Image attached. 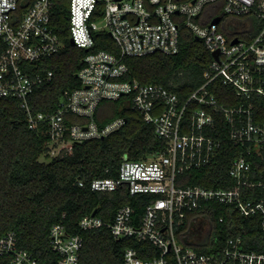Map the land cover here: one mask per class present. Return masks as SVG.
I'll list each match as a JSON object with an SVG mask.
<instances>
[{"label":"built area","instance_id":"1","mask_svg":"<svg viewBox=\"0 0 264 264\" xmlns=\"http://www.w3.org/2000/svg\"><path fill=\"white\" fill-rule=\"evenodd\" d=\"M65 1L69 2L74 45L94 48L96 35L106 32L120 55L107 50L88 53L77 74L80 87L66 91L53 113L36 112L29 97L49 83L54 73L32 68L64 46L53 20L56 0H0V98L19 99L29 128L47 126L51 149H57L70 142L73 145L107 136L124 126L126 119L121 116L100 127L95 114L103 100L130 96L133 108L167 144L165 151L145 159L125 158L117 176L95 178L90 183L94 192L113 193L126 187L131 196H154L143 215L138 216L131 204H124L112 221L91 213L80 219L79 226L84 230L108 227L115 239L150 241L160 252L157 257L143 259L135 247H128L123 264H264V120L258 121L254 103H247L254 95L264 97V0ZM23 5L26 7L21 12ZM224 16H254L262 27L251 39L231 35L220 25ZM183 29L202 40L212 56L203 71L204 82L185 101L163 84L129 78L123 57L177 54ZM217 81L234 88L244 102L231 106L219 102L210 88ZM218 110L229 124L233 146L239 150L229 166L235 185L180 183L182 174L208 170L218 161L223 140L206 133L216 128L213 112ZM72 114L86 121L72 122ZM79 185L85 186L84 181ZM214 202L232 206L245 217L258 215L262 249L248 248L242 235L229 237L214 253L181 241L179 231L189 215ZM220 221H224L223 216ZM50 238L59 256L56 263L44 262L21 247L14 231L0 236V261L79 264L82 236L68 233L66 225L59 222L52 226ZM189 242L203 240L189 237Z\"/></svg>","mask_w":264,"mask_h":264},{"label":"trees","instance_id":"2","mask_svg":"<svg viewBox=\"0 0 264 264\" xmlns=\"http://www.w3.org/2000/svg\"><path fill=\"white\" fill-rule=\"evenodd\" d=\"M25 7L22 6L21 12ZM53 20L64 46L58 53L42 58L32 68L52 70L54 75L49 83L36 89L29 97L36 112L48 114L58 108L66 91L80 87L77 74L88 53L107 50L120 55L119 47L106 32L96 35L94 48H80L72 43L68 1L56 0ZM211 59L204 42L183 29L177 54L125 56L122 60L129 67V78L142 83L163 84L185 101L204 82L203 71ZM210 88L219 102L229 106L243 101L237 97L234 88L219 81ZM249 102L254 103L256 119L264 120V97L254 95ZM194 106L195 103L187 112ZM213 113L216 128L206 130V133L223 140L220 157L208 170L182 174L178 179L180 183L225 188L235 185L229 177V166L239 150L229 138V124L223 113L219 110ZM121 116L126 123L111 134L74 142L70 151L62 150L59 155L51 157L47 126L29 128L19 99L0 98V236L14 231L21 247L32 251L44 262L56 263L59 256L51 247L50 231L54 224L61 222L66 225L68 233L83 237L79 264H123L128 247H135L143 259L159 256V250L150 241H139L133 237L115 239L108 227L84 230L79 226L84 215L94 212L112 221L116 210L124 204H131L141 216L145 206L155 198L149 195L131 196L126 187L113 193L90 189V183L95 178L117 176L125 158L145 159L167 149L166 142L156 135L153 126L145 122L139 110L133 108L130 96L103 100L95 119L103 127ZM70 119L72 122L86 121V118L73 114ZM42 157L48 160H41ZM80 181H84L85 186H80ZM200 216L209 220L208 234L202 238V243H190L188 217L179 231L185 244L214 253L223 247L229 237L242 235L248 248L262 249L258 215L245 217L232 206L214 202L205 204L190 217ZM222 216L224 221L221 222ZM0 264L5 262L0 261Z\"/></svg>","mask_w":264,"mask_h":264},{"label":"crops","instance_id":"3","mask_svg":"<svg viewBox=\"0 0 264 264\" xmlns=\"http://www.w3.org/2000/svg\"><path fill=\"white\" fill-rule=\"evenodd\" d=\"M220 25L228 34L251 39L259 32L262 27V22L254 16H224L221 19ZM190 216L188 218L187 231H189L193 223H196L199 218H191ZM189 237L191 236H188V239Z\"/></svg>","mask_w":264,"mask_h":264},{"label":"rangeland","instance_id":"4","mask_svg":"<svg viewBox=\"0 0 264 264\" xmlns=\"http://www.w3.org/2000/svg\"><path fill=\"white\" fill-rule=\"evenodd\" d=\"M70 145H72V142L67 144L66 147H64L65 145H62L60 148H63V149H60V148L52 149L50 152V156L51 157L57 156L60 154L62 150L70 151V148H69ZM41 160L46 161L48 159H45V157H42ZM208 230H209V220L200 216L198 220L196 221L195 225L190 227L188 231V236H191L192 240L197 241L199 238H204L208 234Z\"/></svg>","mask_w":264,"mask_h":264},{"label":"water","instance_id":"5","mask_svg":"<svg viewBox=\"0 0 264 264\" xmlns=\"http://www.w3.org/2000/svg\"><path fill=\"white\" fill-rule=\"evenodd\" d=\"M218 19H216L215 21H217ZM72 40V43L74 42V40H73V38L71 39ZM214 55H215V57H218V53L217 52H215L214 53ZM96 212H94V214H95Z\"/></svg>","mask_w":264,"mask_h":264},{"label":"flooded vegetation","instance_id":"6","mask_svg":"<svg viewBox=\"0 0 264 264\" xmlns=\"http://www.w3.org/2000/svg\"><path fill=\"white\" fill-rule=\"evenodd\" d=\"M198 240H202V238H199Z\"/></svg>","mask_w":264,"mask_h":264}]
</instances>
